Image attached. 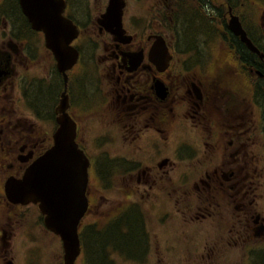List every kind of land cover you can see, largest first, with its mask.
Instances as JSON below:
<instances>
[{
    "label": "flooded vegetation",
    "instance_id": "obj_1",
    "mask_svg": "<svg viewBox=\"0 0 264 264\" xmlns=\"http://www.w3.org/2000/svg\"><path fill=\"white\" fill-rule=\"evenodd\" d=\"M0 1V7H4L0 11L11 12L8 17L3 12L4 18L0 20V173L2 170L8 178H21L54 144L57 129L52 138L22 131V136L16 140L22 146L16 152L4 147L3 140L9 138V133L4 136L3 131L11 132L16 128L12 129L11 116L4 114L1 107L7 100V92H14L18 84L22 87L28 78L25 71L29 68L26 64L30 55L24 46L29 37L27 27L43 34L45 46L56 62L55 70L58 63L47 46L45 33L32 28L20 0ZM9 1H12L10 7L7 6ZM119 1L123 4L121 28H117L112 15L109 20L103 18L112 0H58L62 15L79 30L71 43L78 51V59L69 69L67 80L63 77L60 105L66 95L67 112L77 124L75 140L89 161L88 208L78 229L82 251L81 233L87 229L85 222L94 207L90 184H124L122 204L102 226L121 220L125 223L124 232L129 233V223L136 225L138 234L133 239L134 246H126L125 255L144 259L157 247L160 249V242H153L146 231V216L141 209L142 205L150 209L157 203L171 202L167 222L161 219L164 223L172 225L181 221L183 224L179 226L183 229L193 225L195 230L206 232L208 227L210 231L207 239L204 236L198 244H194V239L187 240L189 250L187 252V248L183 256L188 253L190 264H208L196 262L197 257L192 255L200 249L226 253L241 249L251 255V262L258 251L264 249V217L258 213L256 202L258 184H262L259 140L264 150V56L249 49L240 36L231 31L229 22L221 23L229 34L230 62L236 68L230 75L239 82L243 78L245 82L227 84L222 69L215 73L209 67L206 45L210 39L201 24L204 13L194 15L186 11L179 18L176 16L182 1L202 5L209 4L208 1L170 0L166 5L170 12L160 21L137 17L130 10V0ZM226 3L232 2L226 0ZM18 14L21 17H17ZM228 14L239 17L249 38L264 54V15L260 30L252 32L236 7L229 4ZM89 26L95 35L90 38L86 37ZM92 44L95 45L86 50L82 47ZM87 54L97 65L94 64L86 78V87L81 82L80 66ZM88 70H84L85 74ZM53 75L51 71L49 78ZM71 85L80 105L82 98L87 108L93 110L88 117L102 116L107 119L111 132L116 131L96 137L97 141L100 137L106 138L109 146L99 155H94L84 144L85 128L79 125L75 114ZM40 102L41 96L34 107ZM60 105L54 111L57 115H60ZM43 108L45 111V106ZM14 121L19 120L12 117V123ZM111 147L118 152L117 156L110 157ZM194 177L197 179H192ZM5 182L2 184L0 176V264H17L19 230L24 226L25 236L31 239V221L35 219L39 224L42 220L45 226V214L34 201H10L5 193ZM195 204L197 211L193 212ZM178 234L172 233L175 240L169 245L175 251L179 246ZM180 234L190 237L189 233ZM191 251L195 252L189 253ZM25 261L34 263L29 257ZM156 264L162 262L156 261Z\"/></svg>",
    "mask_w": 264,
    "mask_h": 264
},
{
    "label": "rangeland",
    "instance_id": "obj_2",
    "mask_svg": "<svg viewBox=\"0 0 264 264\" xmlns=\"http://www.w3.org/2000/svg\"><path fill=\"white\" fill-rule=\"evenodd\" d=\"M159 1H162V4ZM205 1H208L209 4L202 5L195 1L180 2L181 8L178 12H176V16L179 18L180 16L184 15L186 11L194 13V15L195 12L197 14L200 12L204 13V23L201 24L202 30L204 29V31L207 32V36L210 39L209 44L206 45L207 52L209 54V67L215 70V73H217V69H222L226 78L225 83L227 84L231 83L232 85H237L245 83L243 78L241 79L242 82H239L236 80V77L230 75L231 71L236 68L234 67L235 64L230 62L231 54L227 45L228 40H230L229 34L221 23L229 22L230 20V16L228 14V5L230 4V6L236 7L238 14L241 15L242 20H244L245 26L249 27V29L254 32L255 29H259L262 25V16L264 15V0H227L229 2L231 1L233 4H227L226 0ZM10 3H12V1H9L7 6H9ZM169 4L170 0H130V10L133 12L132 14L136 15L137 17H146L147 21H150L151 19L160 21L165 15L169 14L170 10L167 8ZM156 5L161 6V8L158 9ZM0 10H4V7H0ZM93 11L95 10L93 9ZM3 12H6L5 14L7 17L9 15L11 16V12L0 11V20L4 18L3 15L5 14H2ZM18 16L20 15L18 14L17 17ZM6 27V29L10 30L7 25ZM91 27L92 26H89L86 29V37L88 38H90V36H95L93 28ZM27 28L29 29V31L26 30L29 34V37L28 39H25V41H27L25 42L24 46L30 55V60L28 59L26 64L27 66L29 65V68L27 71H25L28 77L26 80L28 83L25 81V85L23 83L24 87H21L20 84H18L13 88L14 92H7V100L1 107V110L4 114H10L12 129L13 127L16 128L11 132H7L6 129L3 131L4 136H7L9 133V138L7 137L3 140L5 144L4 147L6 150H10L12 152H16L18 147L22 146L21 143L18 144L16 142V140L22 136L20 134L22 131L28 134L33 131V133L38 134L41 137L50 136L52 138L55 128L58 129L59 127V123L57 119H55V117H58L59 114H55L54 111L55 108L60 105L61 92L64 91L63 77L67 80L69 71V69H64V71H61L58 68L55 70L56 62L45 46L43 34L32 32L29 27ZM182 28L186 29L185 26H182ZM186 33L188 32L186 31ZM94 45L95 44L89 46L82 45V47L86 50V47H93ZM75 50L77 51V49ZM97 54L98 51L95 52V55ZM94 64L97 65L96 60L93 62L92 58H90L87 54L83 64L80 66L82 69V76H80L81 82L86 87V78L93 70ZM87 69H89L88 73L85 74L84 70ZM51 71L54 73L53 78H49ZM69 89L72 91L71 99L73 100V106L75 108V114L77 116L79 125L82 124L85 128L84 144L91 152H94V155H99L102 150H106V148H109V146L107 144L106 138L100 137L97 141L96 137L98 135H108L109 132H111V127L108 125L107 119H103L102 116H99L97 119L93 116L88 117L93 110L87 108L82 98L80 105L79 100L75 98L73 85H71ZM80 91H83L82 87ZM24 94L26 98L24 97ZM39 96L42 97V102H40L37 107H34L36 99H38ZM44 106L45 111L43 108ZM49 111H51V113H48ZM12 117L18 118L19 121H14V123H12ZM70 117L77 127L76 120L71 115ZM113 132L116 131L112 130L111 133ZM181 137L186 139L184 133H181ZM12 139L13 141H11ZM261 144V140H259L257 149L259 151V174L261 175L262 184H258L256 202L258 213L264 217V150L261 149ZM109 152L112 155L110 157H115L118 155V152L114 151L113 147L110 148ZM0 176L1 182L4 184L9 175L1 170ZM192 179L195 180L197 178L194 177ZM123 185L124 184H90V191L92 193L94 207L93 211L85 222L87 229L90 227L91 229L101 228L102 224L108 220L107 218H109L110 214L116 211L117 208L122 204V198L124 197ZM196 206L197 205L195 204V206L192 207L193 212L197 211ZM142 207L143 208L141 211L146 216V231H148L153 237V242H160V249L157 247L155 251H151L144 259L138 256L122 255V253L117 249H111L109 255L111 262L113 264H156V261H161L162 264H173V262H177L178 264H190L189 258L187 256L188 253L186 256H183V252H185L187 248V252L189 250V246H187V240L194 239V244H198L204 236L205 239H207L206 235L210 233V231H208L209 228L206 227L205 232L195 230V226L193 225L189 226L187 229H183V227L179 226V224H183L181 221H178L179 223L173 222L172 225H169V223H164L161 219L167 222L168 214L171 210V202L160 204L157 203L156 207L151 206L150 209L147 208V205H142ZM166 213L168 214L166 215ZM34 216L38 219L37 213H35ZM121 225L123 228L125 223L122 222ZM30 227L33 229V232L31 233V239L25 236V229H22L24 226L19 230L16 248V263L26 264L25 260L27 257H29L30 262H34L33 264H64V248L60 237L48 231L45 228L42 220H39L38 224L35 219H33L31 221ZM124 230H126V228H124ZM180 232L189 233L190 237L186 238L184 235L180 234ZM172 233H179V246L176 251L169 246L172 244L171 242L175 240V236L172 235ZM210 248L211 247L208 249ZM196 251L197 253H193L195 251H191L189 253H193L192 255L197 257L196 262L198 263L206 261L208 264H213L215 261H218L219 263L220 261H224L223 264H249L251 257V255L249 257V254L245 253L241 249H237L233 252L229 251L227 253L226 251L222 250L220 252L212 250L202 251V249ZM256 256L258 257V255ZM211 258H213V260ZM253 259L256 258L253 257L251 262ZM75 264H86L83 253Z\"/></svg>",
    "mask_w": 264,
    "mask_h": 264
},
{
    "label": "water",
    "instance_id": "obj_3",
    "mask_svg": "<svg viewBox=\"0 0 264 264\" xmlns=\"http://www.w3.org/2000/svg\"><path fill=\"white\" fill-rule=\"evenodd\" d=\"M20 4L32 28L45 33L47 46L53 51L58 68L61 71L71 69L78 59V52L71 43L79 31L62 15L58 0H20ZM122 6L119 0H112L104 15L105 20L112 15L117 28H121ZM229 27L249 49L264 56L237 15L231 14ZM63 96L54 144L25 170L21 178H7L5 193L14 203H39L45 214V226L63 242L64 264H75L82 251L78 229L88 208L89 161L76 143V125L67 112L68 97Z\"/></svg>",
    "mask_w": 264,
    "mask_h": 264
},
{
    "label": "trees",
    "instance_id": "obj_4",
    "mask_svg": "<svg viewBox=\"0 0 264 264\" xmlns=\"http://www.w3.org/2000/svg\"><path fill=\"white\" fill-rule=\"evenodd\" d=\"M121 223L122 221L119 220L112 225L104 224L101 228L90 227L83 230L81 237L86 264H113L109 258L111 248L125 255V247L134 246L133 239H136L138 234L136 225L129 223L130 231L125 233ZM263 250H259L258 257L252 260V264H264Z\"/></svg>",
    "mask_w": 264,
    "mask_h": 264
}]
</instances>
